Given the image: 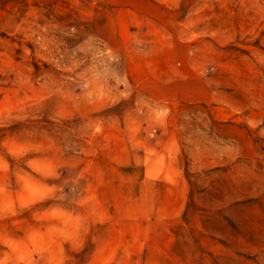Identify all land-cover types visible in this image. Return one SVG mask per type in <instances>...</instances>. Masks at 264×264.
Returning <instances> with one entry per match:
<instances>
[{"label":"rangeland","instance_id":"rangeland-1","mask_svg":"<svg viewBox=\"0 0 264 264\" xmlns=\"http://www.w3.org/2000/svg\"><path fill=\"white\" fill-rule=\"evenodd\" d=\"M0 264H264V0H0Z\"/></svg>","mask_w":264,"mask_h":264},{"label":"crops","instance_id":"crops-1","mask_svg":"<svg viewBox=\"0 0 264 264\" xmlns=\"http://www.w3.org/2000/svg\"><path fill=\"white\" fill-rule=\"evenodd\" d=\"M189 255H190V254H189ZM189 255L186 254V256H189ZM199 256H203V254H202V250L199 252Z\"/></svg>","mask_w":264,"mask_h":264}]
</instances>
